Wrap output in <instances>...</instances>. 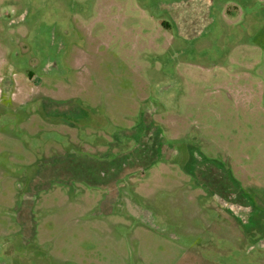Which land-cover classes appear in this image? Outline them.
<instances>
[{"label": "rangeland", "instance_id": "obj_1", "mask_svg": "<svg viewBox=\"0 0 264 264\" xmlns=\"http://www.w3.org/2000/svg\"><path fill=\"white\" fill-rule=\"evenodd\" d=\"M0 264H264V0H0Z\"/></svg>", "mask_w": 264, "mask_h": 264}]
</instances>
